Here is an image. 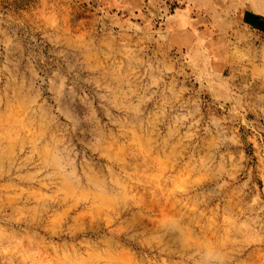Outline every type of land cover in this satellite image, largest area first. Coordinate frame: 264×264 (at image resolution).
<instances>
[{"label":"rangeland","instance_id":"rangeland-1","mask_svg":"<svg viewBox=\"0 0 264 264\" xmlns=\"http://www.w3.org/2000/svg\"><path fill=\"white\" fill-rule=\"evenodd\" d=\"M250 2L0 0V264H264Z\"/></svg>","mask_w":264,"mask_h":264},{"label":"bare ground","instance_id":"bare-ground-1","mask_svg":"<svg viewBox=\"0 0 264 264\" xmlns=\"http://www.w3.org/2000/svg\"><path fill=\"white\" fill-rule=\"evenodd\" d=\"M253 3L255 10L264 15V0H253Z\"/></svg>","mask_w":264,"mask_h":264},{"label":"crops","instance_id":"crops-1","mask_svg":"<svg viewBox=\"0 0 264 264\" xmlns=\"http://www.w3.org/2000/svg\"><path fill=\"white\" fill-rule=\"evenodd\" d=\"M250 3H251V5H254L253 0H251ZM253 11H254L257 15L261 14V13L257 12V11L255 10V8H254ZM250 12H252V11H250ZM255 13L252 12V14H255Z\"/></svg>","mask_w":264,"mask_h":264}]
</instances>
